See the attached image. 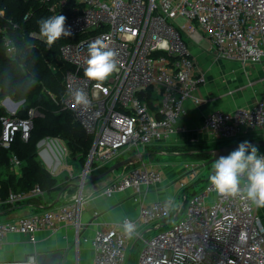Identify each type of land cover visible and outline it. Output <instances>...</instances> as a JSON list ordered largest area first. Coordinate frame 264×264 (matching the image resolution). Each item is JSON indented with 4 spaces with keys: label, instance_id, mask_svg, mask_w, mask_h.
I'll list each match as a JSON object with an SVG mask.
<instances>
[{
    "label": "built area",
    "instance_id": "obj_1",
    "mask_svg": "<svg viewBox=\"0 0 264 264\" xmlns=\"http://www.w3.org/2000/svg\"><path fill=\"white\" fill-rule=\"evenodd\" d=\"M37 1L49 3L52 16H66V27L72 32L59 40L60 57L72 66L64 74L63 108L71 110L92 137L79 174L83 179L80 185L87 175L121 158L135 157L138 161L105 187L107 195L128 189L145 195L162 183L161 171L145 161L144 151L149 144L183 130L178 120L186 113L187 100L200 102L196 89L206 75L198 70L190 48L193 42L208 40V48L217 59L243 65L264 63V0ZM4 14L0 10V15ZM30 15L28 11L25 18ZM178 18L184 22L179 23ZM0 32L6 55L16 58L18 47L11 33L5 26H0ZM30 35L39 39L38 32ZM97 38L118 52L119 67L100 87L84 76L88 45ZM77 88L87 93L89 108L75 105L71 92ZM149 88L153 90V108L145 99ZM25 100L12 95L0 97V158L2 150H8L4 168L15 174L21 173L23 162L11 150L12 144L17 138L27 141L34 119L43 114L36 106L25 108ZM200 129L223 141L264 132V98L251 106L211 110ZM46 139L55 153L67 155V147L60 146L62 139ZM259 152L264 155V150ZM199 168L193 166L178 179L182 190L198 176ZM79 175L70 172L69 185ZM44 192L39 185L10 190L6 198L0 196V205L16 204ZM181 200L174 207L172 199L145 202L136 216H124L90 239L84 238L94 250L92 264H125L128 243L133 237H142L140 225H152L155 231L143 238L137 264H264V222L259 208L218 196L209 182L191 195L182 191ZM125 223L134 225L131 236L124 232ZM61 224L79 226L74 199L0 220V245L9 233L26 235L34 242L39 230ZM0 264L39 263L37 255L31 254Z\"/></svg>",
    "mask_w": 264,
    "mask_h": 264
},
{
    "label": "crops",
    "instance_id": "obj_2",
    "mask_svg": "<svg viewBox=\"0 0 264 264\" xmlns=\"http://www.w3.org/2000/svg\"><path fill=\"white\" fill-rule=\"evenodd\" d=\"M190 48L196 58L198 70L206 75V80L200 83L196 89V95L200 102L195 103L192 99L187 100L185 103L186 113L178 120V125L183 130L172 134L165 141L149 144L144 151L145 161L153 168L161 171L162 183L149 189L145 195L135 194L132 189L117 191L111 195L105 194V187L115 177L138 164V161L134 160L128 163V166L124 165L118 172L114 170L102 178L83 183L80 186L69 185L70 181H68L57 192H44L43 195L35 196L40 200L39 203H32L28 199H24L12 204L9 206V210L1 212L0 220L39 212L52 204L74 199L79 210V226L61 224L55 229H41L38 231L37 239L34 242L29 241L26 235L9 233L0 245V261L21 259L31 254L39 255L44 252L61 251L64 253L62 264H92L94 250L91 243L85 241L84 238L90 239L98 230L105 229L124 216H136L139 208L145 202L172 199L173 207L176 206L175 199L177 195H180L181 199V192L183 191L178 184V179L185 176L193 166L200 167L201 161L190 158L192 151L235 145L239 140H264L263 131H253L235 139L215 144L212 141L214 139L200 129L203 119L211 110H232L239 106H251L257 100L264 98V63L243 65L240 62L215 58L208 47L203 49L192 43ZM40 143L39 152L49 165L44 164L46 168L50 172L53 170L55 173L53 175L56 177L62 171H67L65 168L56 170L61 163L60 157H63L53 151L52 145L47 139H43ZM259 147V151L264 150V147ZM164 156L171 158L167 161L162 160L161 158ZM65 157L67 156L65 155ZM74 164L79 165L78 163ZM82 170L83 167L79 174ZM201 173L199 168L198 176L189 185L195 181L200 182ZM15 175L19 176L20 173ZM204 186H201V189ZM194 191L198 190L193 187L189 189L188 193ZM259 213L264 222V208H259ZM138 231L142 237H133L127 247L129 260L133 257L136 262L143 244V238L149 237L155 229H152V225H140Z\"/></svg>",
    "mask_w": 264,
    "mask_h": 264
},
{
    "label": "trees",
    "instance_id": "obj_3",
    "mask_svg": "<svg viewBox=\"0 0 264 264\" xmlns=\"http://www.w3.org/2000/svg\"><path fill=\"white\" fill-rule=\"evenodd\" d=\"M0 10H4L5 13L4 16L0 15V26H5L9 30L18 47L17 57H8L0 32V97L12 95L16 98H25V108L36 106L43 113L34 119L29 139L25 141L17 138L12 144L11 150L23 162L19 176L4 168L8 150H2L0 196L6 198L10 190H29L36 185H39L45 192H57L71 178L68 176L64 182H57L56 176L39 158L40 141L47 137L62 139L72 155L78 158H75L73 163H78L82 167L92 144V137L86 133L73 112L63 108L64 74L72 66L60 57L61 41H56L51 48H48L43 41L30 35L32 31L38 32V20L52 16L49 3L37 0H0ZM28 11H31V15L26 19L25 14ZM148 90L149 93L145 99L153 108V90L152 88ZM242 141L239 140L236 143L239 144ZM190 158L210 164L208 161L211 156L207 152H196L192 153ZM108 167L99 168L94 173H102ZM197 182L183 189V193L187 196L192 194L188 191ZM28 201L39 203L40 200L37 197H31ZM9 206V204L0 205V215L2 211L9 210Z\"/></svg>",
    "mask_w": 264,
    "mask_h": 264
},
{
    "label": "clouds",
    "instance_id": "obj_4",
    "mask_svg": "<svg viewBox=\"0 0 264 264\" xmlns=\"http://www.w3.org/2000/svg\"><path fill=\"white\" fill-rule=\"evenodd\" d=\"M66 16L53 15L37 21L39 39L48 48L62 37L72 35L71 28L66 27ZM118 52L103 39L97 38L89 43L87 58L84 60V76L100 87L114 73L119 71ZM75 105L89 108L91 101L82 88L71 92ZM208 182L218 196L240 199L251 206L264 208V155L259 147L245 140L228 155L214 159ZM124 232L131 236L134 225L125 223Z\"/></svg>",
    "mask_w": 264,
    "mask_h": 264
},
{
    "label": "rangeland",
    "instance_id": "obj_5",
    "mask_svg": "<svg viewBox=\"0 0 264 264\" xmlns=\"http://www.w3.org/2000/svg\"><path fill=\"white\" fill-rule=\"evenodd\" d=\"M177 21L179 22V23H183L184 22V20L182 19V18H178L177 19ZM191 41V40H190ZM195 45H199L201 48H203V49H207V47L209 46V42H208V40H203L201 43H195V42H193ZM48 138V137H47ZM215 144H219V143H222V142H224V141H220V142H217L216 140H212ZM60 146H65V147H67V157H65L64 158V156H65V154L64 155H62V157L64 158H61L60 157V159H61V163H59V165H58V167H57V169L56 170H62L63 168H65L67 171H62L56 178H57V182L58 183H62V182H64V180H66L67 179V177L69 176V172L68 171H72V174L74 175V174H76V175H79V172H80V170H81V168H82V165H78V166H76L74 163H73V160L75 159V158H77L76 156H73L72 155V153H71V151H70V149H69V147L67 146V144L62 140L61 142H60ZM56 151V150H55ZM49 152L51 153V151L49 150ZM39 155H40V158L43 160V162H44V164L46 165V166H49L48 164H47V162H46V160L44 159V157L42 156V154L39 152ZM53 157V156H52ZM59 157V156H58ZM54 159H55V157H53ZM169 158H171V157H168V156H164V157H162L161 159L162 160H168ZM78 159V158H77ZM211 159V158H210ZM73 163V164H72ZM205 163V164H204ZM200 169H201V171H202V173H201V177H200V179H199V181L200 182H198L197 184H195V188H196V190H201V186H204L206 183H208V175H209V173H210V171H211V168H212V164H210V165H206V162H203V161H201L200 163ZM204 164V165H203ZM122 167L123 166H121V167H119V168H117L116 170H115V172H118V171H120L121 169H122ZM57 172V171H56ZM82 172V171H81ZM63 187H64V185H62ZM63 187H61V189L63 188ZM175 201H176V205L177 204H180L181 202H182V200L180 199V195H177V198L175 199ZM125 264H137V262H136V259L135 258H133L132 257V259H130L129 260V255L127 254V258H126V262H125Z\"/></svg>",
    "mask_w": 264,
    "mask_h": 264
},
{
    "label": "water",
    "instance_id": "obj_6",
    "mask_svg": "<svg viewBox=\"0 0 264 264\" xmlns=\"http://www.w3.org/2000/svg\"><path fill=\"white\" fill-rule=\"evenodd\" d=\"M141 94H144L143 91H140ZM250 143L257 145V146H261L264 147V140H248ZM42 143V142H41ZM40 143V144H41ZM238 146V144L235 145H225L222 146L220 148H216V149H211V150H199V151H192V153L195 152H207L210 154L211 159L208 161V163H213L214 159L218 158L221 155H228L232 150L236 149ZM135 160V157H128L126 159L120 160L112 165H110L106 171L102 172V173H93L90 175H87L86 180H84L83 183L86 182H92L96 179L102 178L105 175L113 172L114 170H116L117 168L124 166L128 163H131ZM83 180L82 176H78L77 178L74 179V182L72 183L73 185H77L80 186L79 181ZM64 257V253L61 251H55L52 253H40L39 255H37V261L39 264H62V260Z\"/></svg>",
    "mask_w": 264,
    "mask_h": 264
}]
</instances>
